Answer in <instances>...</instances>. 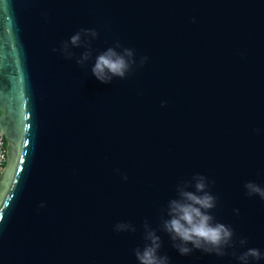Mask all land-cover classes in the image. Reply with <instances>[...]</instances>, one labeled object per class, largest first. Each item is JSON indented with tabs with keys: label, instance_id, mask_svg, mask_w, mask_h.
<instances>
[{
	"label": "water",
	"instance_id": "1",
	"mask_svg": "<svg viewBox=\"0 0 264 264\" xmlns=\"http://www.w3.org/2000/svg\"><path fill=\"white\" fill-rule=\"evenodd\" d=\"M83 28L95 52L135 50L125 79L53 51ZM0 134V264H137L145 221L171 264L264 252V200L244 189L264 185V0H0ZM197 172L235 230L223 257L183 256L161 229Z\"/></svg>",
	"mask_w": 264,
	"mask_h": 264
},
{
	"label": "clouds",
	"instance_id": "2",
	"mask_svg": "<svg viewBox=\"0 0 264 264\" xmlns=\"http://www.w3.org/2000/svg\"><path fill=\"white\" fill-rule=\"evenodd\" d=\"M99 36L95 28H83L63 41L59 49L65 58H75L78 65L91 63L92 75L101 83L110 84L114 79H125L134 65L137 56L134 49L122 46L119 42L99 52L92 48V42ZM83 48L79 56L73 49ZM146 57L140 59L142 65ZM119 171V170H117ZM123 178L126 180L127 176ZM210 181L203 173H194L190 178L176 185L175 195L172 196L162 210L161 229L167 233L172 246L183 256L190 255L194 249L203 253L223 257L229 248H234L235 230L230 224L216 219L212 210L217 206V197L209 189ZM248 196H258L264 200V185L254 181L244 184ZM237 215L239 208L233 209ZM143 246L134 249L137 264H171L166 253H161L162 239L157 229L147 221L143 224ZM114 231L136 232L137 228L131 222L119 221L114 225ZM239 244H247L246 238H240ZM238 264H251L255 260L264 259V252L256 247H248L237 257Z\"/></svg>",
	"mask_w": 264,
	"mask_h": 264
},
{
	"label": "built area",
	"instance_id": "3",
	"mask_svg": "<svg viewBox=\"0 0 264 264\" xmlns=\"http://www.w3.org/2000/svg\"><path fill=\"white\" fill-rule=\"evenodd\" d=\"M6 160V145L3 134H0V170L2 169Z\"/></svg>",
	"mask_w": 264,
	"mask_h": 264
}]
</instances>
